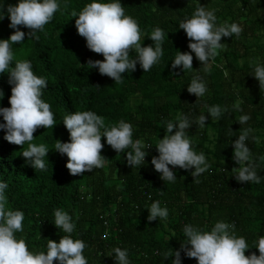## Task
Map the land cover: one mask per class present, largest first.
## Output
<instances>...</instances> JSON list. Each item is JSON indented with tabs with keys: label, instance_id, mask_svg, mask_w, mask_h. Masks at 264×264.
Returning a JSON list of instances; mask_svg holds the SVG:
<instances>
[{
	"label": "trees",
	"instance_id": "16d2710c",
	"mask_svg": "<svg viewBox=\"0 0 264 264\" xmlns=\"http://www.w3.org/2000/svg\"><path fill=\"white\" fill-rule=\"evenodd\" d=\"M18 2L0 0V17L5 15L0 20V40L13 34L6 10ZM92 2L116 0H58L60 9L44 31L37 32L38 39H29V30L21 27L25 40L11 45L14 59L10 69L17 61L31 62L34 74L47 81L41 99L55 116V127L38 128L31 142L48 147L45 170L34 169L23 158L28 143L10 144L0 130V182L8 184L7 207L24 213V230L14 235L25 239L34 254H46L47 240L59 243L63 235H68L54 225V211L62 209L75 225L72 238L86 244L83 255L88 264H116L113 249L117 247L127 250L130 264H172L174 252L187 240L183 232L186 224L210 232L216 222L223 221L235 225L237 238H245L249 245L246 256H259L257 244L264 236V180L256 184L235 179L238 173L232 169L240 166L233 160L232 145L242 129L251 127L246 143L258 165V175L264 177V160L260 159L264 156V88L253 76L255 65H264V0H120L125 15L139 24L142 47H155L149 37L156 27L164 31L165 38L158 62L147 72L137 64L135 72L122 74L119 84L87 66L89 60L103 61V56L87 48L75 27L78 15L73 17L71 12L79 14ZM200 4L206 10H215L217 26L236 23L242 32L222 38L226 47L218 50L207 66L191 53L193 70L182 66L172 69L177 51H191L188 44L192 41L179 25L192 18ZM137 55L135 49L130 51V59ZM8 75V71L0 74V90L4 93L0 95V107H10ZM196 75L207 87L199 98L187 91ZM217 105L222 114L212 118L208 109ZM78 111L96 113L107 126L121 120L130 123L133 141L150 146L143 149L148 152L145 163L128 166L126 154L131 148L117 153L102 137L101 155L107 159L104 166L72 176L66 168L67 156L56 152L55 144L56 140L70 142L63 118ZM244 114L250 120L240 125L239 117ZM200 115L207 117L203 128L196 123ZM178 116L188 117L191 127L186 133L192 148L197 154L204 153L210 167L193 178L194 169L169 166L176 180L163 181L151 160L159 155L156 146L166 133L167 122L178 123ZM0 123H4L2 116ZM230 128L233 132L229 135ZM154 201L167 207L166 219H147ZM105 233L107 239L103 238ZM165 253L171 254L167 260ZM181 264L198 262L181 252Z\"/></svg>",
	"mask_w": 264,
	"mask_h": 264
},
{
	"label": "clouds",
	"instance_id": "9594fccd",
	"mask_svg": "<svg viewBox=\"0 0 264 264\" xmlns=\"http://www.w3.org/2000/svg\"><path fill=\"white\" fill-rule=\"evenodd\" d=\"M59 9L58 0H19L16 5H8L6 15L10 20L9 27L14 31L8 39L0 40V74L10 72L8 83L11 85V96L8 101L10 107H0V116L4 121L0 123V130L5 132L3 138L10 144L23 146L28 143V148L22 151V156L34 169L40 170L46 168L44 158L49 149L44 144L31 143L34 140V133L38 128L55 127V116L50 110V105L41 99L42 90L47 88V81L34 74L32 64L28 60L17 61L15 67L10 69V63L14 59L11 45L22 44L25 40L26 33L20 30L21 27L29 30L27 33L29 39H38L37 32L44 31L45 25L53 20ZM214 13V9L206 10V7L200 4L192 18L180 23L179 28L192 41L188 44L191 51L183 53L177 51L178 54L171 65L172 69L182 66L183 69L193 70L191 53H195L196 59L207 66L209 60L219 54L218 50L226 47L225 43H221L222 38L241 34L242 28L236 23L217 26V17ZM71 15L73 17L78 15L75 27L78 35L86 40L87 48L103 56V61L89 60L87 66L98 69L100 75L111 78L116 84L122 83V74L129 70L135 72L137 64L147 72L163 56L164 31L156 27L149 37L155 42V47L153 45L142 47L139 24L131 16L125 15L120 0L111 3L92 2L79 14L72 11ZM4 18L5 15L0 17V20ZM133 49L138 54L136 59H130V51ZM253 76L259 82L260 88H264V65L257 63ZM187 91L199 98L205 95L207 87L203 79L196 75ZM0 95H4L2 90ZM208 112L212 118H219L222 109L217 105L209 108ZM206 120L205 115H200L196 123L203 128ZM249 120V115H241L239 124L244 125ZM177 121L178 123L167 122L166 133L156 146L159 155L151 160L163 181L176 180V175L169 166L185 171L194 169L191 172L193 178L210 167L204 153L197 154L192 148V142L186 133L191 127L188 117L178 116ZM63 123L70 134V142L56 140L55 151L67 156L66 168L72 176L82 175L104 166L107 159L101 155L104 148L102 137L106 138L107 144L117 153L131 148L126 154L128 166L134 167L145 163L148 152L143 149L150 146L141 140L133 141V126L124 120L115 126H107L104 118L96 113L78 111L66 115ZM232 132L230 128L228 134ZM251 132V127L242 129L238 139L233 142V160L240 167L233 168L232 171L238 173L235 179L239 183L259 184L264 177L258 175V165L254 163L253 154L246 143ZM255 139L253 137V140ZM260 159L264 160V156ZM7 188L6 182H0V264H54V261H59V264H88L83 255L86 244L80 239L72 238L75 225L71 216L62 209L54 211V225L68 235H63L59 243L47 240L46 254L44 252L34 254L29 251L25 239H17L14 235L24 230V213L8 209L5 194ZM148 212L149 221L168 217L167 207H161L159 201L152 202ZM234 228V224L219 221L208 232L186 224L183 232L187 240L181 243L179 251L174 252L172 264H181V252L186 257L195 259L198 264H264V236L258 240L259 256L255 253L246 256L245 252L249 245L245 238H237ZM103 238L107 239V233ZM113 251L116 264H130L127 250L117 247ZM170 255L165 253V260Z\"/></svg>",
	"mask_w": 264,
	"mask_h": 264
}]
</instances>
